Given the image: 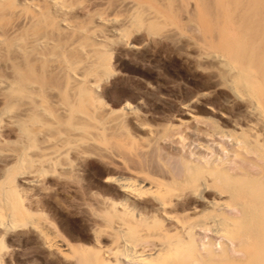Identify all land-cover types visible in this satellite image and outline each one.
<instances>
[{
	"label": "rangeland",
	"instance_id": "obj_1",
	"mask_svg": "<svg viewBox=\"0 0 264 264\" xmlns=\"http://www.w3.org/2000/svg\"><path fill=\"white\" fill-rule=\"evenodd\" d=\"M34 1L38 2L37 10L26 7L23 0H15V2L2 0L0 2V79H16L22 84L32 82V84L40 86L39 96L41 95L48 103L52 116L46 120L55 119L58 127H62L67 122L62 111L65 106L68 107L67 98L73 92L76 94L79 92L90 93L95 98V108L104 114L103 117L109 118L113 115L112 117L115 116L121 121L123 120L122 126L131 137L130 140H126L124 138L126 136H121L124 141L123 138L119 140L111 133H107L109 131L106 130L104 141L108 148L107 151L88 146L85 147L86 150L83 153H77L69 148L62 158L56 160L55 170L45 175L46 177H39L40 179L38 178L36 183L32 182L34 184L17 182L20 186L17 189L22 194L21 203L25 202L23 206L29 208L31 217L49 222V226L67 246L61 252L50 250L41 245L40 236L31 227L18 228L19 230L16 228L17 230L13 229L4 234L0 241V255L3 259L5 258L4 261L7 259L5 263L74 264L77 257L91 256L94 250V234L99 235L102 244L113 247L109 236L100 230L105 219V210L102 208L101 200L105 197L118 199L124 190L113 183L103 181L105 176L128 177L131 176V172L138 171L150 177H156L159 182L170 183L168 193H165L171 199V207L168 206L167 210L169 209L170 213L173 212L174 218H182L184 214L181 210L196 199L180 197L178 192H181V188L170 178L173 166L171 164H175L180 161L181 157H185L182 156V153L184 155L197 153L206 155L210 154L208 146L218 150L222 142L228 147H232L234 137L242 139L244 136V140L249 139L250 132L247 129L242 130V133L239 129H234L236 134H226L228 138L221 131V129L232 128L233 120H240L243 127L242 122L249 116L246 109L248 104L244 98L233 97L229 86L221 83L224 73L220 74L216 67L214 68L212 64L202 60L203 46L207 44L206 36L214 32L205 30L199 25L198 14L190 0H65L63 17L68 22L67 27L56 25L58 17L54 10L47 7L48 0ZM129 1L139 5L148 3L152 8L162 12L170 24L148 27L146 23L140 21L137 27H130L125 31V37L123 36L122 39L119 36H113L107 29L109 23L106 20L100 22V19H106L114 14L118 20L115 24H120L122 16L124 19L125 15L131 14L127 5L130 3ZM203 3L209 16L212 15L213 18L215 11L212 7V0H203ZM46 8L50 11V16L44 23L32 25L28 21L30 13L39 15ZM92 23L97 26V38L103 36L104 41L98 42V45L95 46L98 50V55L95 56H98L97 60L105 68L97 71L99 74L93 72L92 68L88 70V76L97 75L98 77L95 87L85 89L81 85H76L73 92L70 93L68 90L70 76L63 71L59 61L49 59L48 56L61 48L59 52L66 62H72L76 57L82 59L78 65L79 68L77 67L78 71L82 73V66L86 65V68L89 64L85 62L82 52L74 48L77 43L75 39L77 33L83 31L84 36L82 35L81 40L84 37V45H87L88 41L91 42V39L87 38L89 31H86L87 34L84 29ZM33 37L39 39V44L34 47L35 50H22ZM14 45L18 46L17 49ZM59 99L62 108L57 109L53 101ZM123 103L133 106L132 111L127 113L122 110ZM184 104L191 105L192 117L182 112ZM1 105L0 100V107ZM52 126L55 130L56 126ZM0 128L2 129H0L1 172L5 169L6 153L9 151L8 149L18 146V138L12 124L2 121ZM262 136L264 137V131ZM35 137V143L40 144L39 137L36 135ZM169 160L173 163H170ZM70 162L76 167L74 168ZM169 163L171 167L168 166ZM59 165H63L67 169H63V172L58 167ZM165 172L168 177H164ZM146 193L143 192L141 197L133 199L137 210L145 209L151 203V197ZM110 213L111 211L107 210V214L110 215ZM190 214H188L190 225L196 226L193 229H200L207 233L210 245L214 246L210 247L216 248L214 251H218L217 244L212 243L218 235L207 226L204 228L198 226L201 224L198 223V218H200L199 222L207 218L205 219L200 213ZM41 216L42 218H40ZM164 218L163 215H155L151 228L160 230L168 227L167 219ZM154 221H156L155 224ZM96 230L100 232H96ZM142 237L139 238L140 241L138 240L140 243L141 241L150 243L147 237ZM226 240L223 239L222 243L227 248L236 245L235 241L229 238ZM194 245H198V248L190 247L184 252L185 254H181L185 256L187 262H193L192 259L202 253L200 251L203 248L197 238ZM188 251H190L189 254ZM89 252L90 254L87 256ZM120 258L123 259L122 256ZM146 258L142 260L143 263L138 260H136L138 262H128L130 264H133L132 262H135L134 264H144L145 262V264H150L148 260L152 258L148 257V260ZM123 261L125 264H129L125 258Z\"/></svg>",
	"mask_w": 264,
	"mask_h": 264
},
{
	"label": "bare ground",
	"instance_id": "obj_2",
	"mask_svg": "<svg viewBox=\"0 0 264 264\" xmlns=\"http://www.w3.org/2000/svg\"><path fill=\"white\" fill-rule=\"evenodd\" d=\"M11 1L15 2V0ZM23 1L26 7L33 10L38 7V2L34 0ZM64 1L48 0L47 7L56 12L58 17V19L54 18L56 25L67 27L68 22L63 17L65 14ZM190 1L198 14L199 25L205 30L214 32L211 35H205L207 44H205L206 47L202 44L204 47L202 60L212 64L214 68L216 67L220 74L224 73L221 83L229 86L233 97L244 98L248 104L246 109L249 116L242 122L244 126H241L240 120H233L232 128L221 129V131L226 136V134H236L234 129H239L240 133L247 129L250 132V138L244 140L243 136L242 139H236L233 135L235 140L232 142V147H228L223 142L220 144L219 151L208 146L210 154L206 155L197 153L186 154V156L182 153V156L185 157H181L180 161L171 164L172 167L170 163L173 162L169 160L170 178L181 188V192L177 190L180 197L196 199L190 201L191 203H186L184 208L182 207L181 211L184 216L179 217L180 219L174 218L173 212L170 213V210H167L168 206L171 207V199L165 193H168L170 183L159 182L156 177H150L138 171L129 172L131 176L128 177L105 176L103 181L113 183L124 190L118 199L105 197L101 200L102 208L105 210V219L102 228L99 229L109 236L113 247L102 244L99 235L94 234V250L92 249L91 256L77 257L74 264H125L124 258L127 263H129L128 261L143 263L142 260L146 257L152 258L151 260L146 258L150 264H264V137L262 136L264 131V0H212V7L215 11L213 18L212 15L209 16L203 0ZM129 2L127 5L131 14L125 15L124 19L122 16L121 25L115 24L117 18L114 14L106 19H100V22L106 20L109 23L107 29L113 36L116 35L122 39L125 31L130 27H137L140 21L146 23L148 27L170 24L162 12L152 8L148 3L144 2L145 4L139 5ZM48 8L40 12L39 15L30 13L28 21L32 25L44 23L50 16ZM190 15L192 17V13ZM96 28L97 26L92 23L84 29L85 32L89 31V34L86 32L87 38L91 39V42H86L87 45H84V37L81 40L83 31L78 32L75 39L77 43L74 48L82 52L85 62L89 64L86 68V65L82 66V73L78 71V65L82 59L76 57L77 59L73 58L72 62H66L59 52L61 48L48 56L49 59L59 61L63 71L70 76V86L68 87L70 93L73 92L76 85H81L85 89L95 87L98 77L97 75L88 76V70L92 68L93 72L99 74L97 71L105 68L97 60L98 56H95L98 55L95 46L98 45V42L104 41L101 33V36L97 38ZM170 29L171 26L168 30L170 31ZM27 43L22 50H35L34 47L39 44V39L33 37ZM129 43L131 42L129 41ZM15 47L17 49L18 46ZM17 81L16 79H0V100L2 103L0 122L6 121L8 124H12L18 138V146L8 149L5 169L0 172V241L8 231L29 226L40 236L43 247L61 252L67 246L66 243L59 239L49 226V222L48 224L43 220L31 217L29 208L23 206L25 202L21 203L22 194L17 189L19 186L17 182L34 184L32 182L36 183L39 177L53 172L56 168V160L62 158L69 148L77 153H83L88 146L107 151L108 148L104 141L106 130L109 131L107 133H111L119 140L123 138L121 136H126L124 137L126 140H130L131 137L122 126L123 120L121 121L115 116L112 117L113 115L112 118H104V114L94 106V96L87 92H79V94L73 92L67 98L68 107L65 106L62 110L67 122L62 127H58L55 119L46 120L52 116L48 103L41 95L39 96L40 86L32 84V82L22 84ZM53 102L57 109L62 108L60 99ZM121 109L128 113L132 111L133 106L123 103ZM182 112L187 116H193L190 104H184ZM52 125L56 126L55 130ZM35 135L40 139L38 145L35 143ZM71 164L73 165V163ZM58 167L62 171L67 169L63 165ZM166 175L164 177H168ZM143 192H147L146 194L151 197V203L149 205L147 203L148 206L145 205V209L137 210L133 199L141 197ZM107 210L111 211L110 215L107 214ZM190 213H200L205 219L207 218L202 222H199L200 218H198V223H201L198 226L202 228L207 226L220 237L217 236L214 238L216 240L211 241L214 245L217 244L218 251H214L216 248H211L213 245H210L207 233L200 229L194 230L193 227L196 228V226L190 225L191 222L188 220ZM157 214L163 215V218L167 219L168 227L164 228L163 226L164 229L160 230L151 228L154 216ZM197 215L195 216L197 217ZM153 227L155 228V225ZM97 230L96 232H100ZM142 236L147 237L150 243H142V241L140 243L139 238ZM196 238L201 242L203 249L198 250L202 253L193 258V262H187L185 256L181 254H185V251L195 246ZM226 238L235 241L236 245L227 248L222 243V240H226ZM197 244L199 243L197 242ZM196 247L198 248V245L195 246V249ZM89 254L90 252L87 256ZM186 256H188L187 253ZM4 259L0 255V264H6L7 259L5 261Z\"/></svg>",
	"mask_w": 264,
	"mask_h": 264
}]
</instances>
